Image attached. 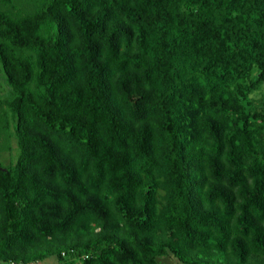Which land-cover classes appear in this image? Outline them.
<instances>
[{"label":"trees","instance_id":"trees-1","mask_svg":"<svg viewBox=\"0 0 264 264\" xmlns=\"http://www.w3.org/2000/svg\"><path fill=\"white\" fill-rule=\"evenodd\" d=\"M264 0H0V264H264Z\"/></svg>","mask_w":264,"mask_h":264},{"label":"rangeland","instance_id":"rangeland-1","mask_svg":"<svg viewBox=\"0 0 264 264\" xmlns=\"http://www.w3.org/2000/svg\"><path fill=\"white\" fill-rule=\"evenodd\" d=\"M254 102H259L264 99V83L260 86L259 90L253 92L250 96ZM158 264H181L172 256H163L157 259ZM30 264V263H29ZM41 264H57L55 258H47Z\"/></svg>","mask_w":264,"mask_h":264},{"label":"crops","instance_id":"crops-1","mask_svg":"<svg viewBox=\"0 0 264 264\" xmlns=\"http://www.w3.org/2000/svg\"><path fill=\"white\" fill-rule=\"evenodd\" d=\"M46 260V259H45ZM44 261V260H43ZM43 261H40V262H34V263H30V264H41V262Z\"/></svg>","mask_w":264,"mask_h":264},{"label":"built area","instance_id":"built-area-1","mask_svg":"<svg viewBox=\"0 0 264 264\" xmlns=\"http://www.w3.org/2000/svg\"><path fill=\"white\" fill-rule=\"evenodd\" d=\"M10 264H14L13 262H11Z\"/></svg>","mask_w":264,"mask_h":264}]
</instances>
